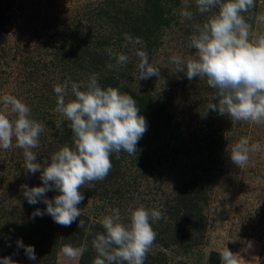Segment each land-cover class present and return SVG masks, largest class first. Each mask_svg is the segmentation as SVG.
Listing matches in <instances>:
<instances>
[{"label": "rangeland", "instance_id": "374dc122", "mask_svg": "<svg viewBox=\"0 0 264 264\" xmlns=\"http://www.w3.org/2000/svg\"><path fill=\"white\" fill-rule=\"evenodd\" d=\"M145 5V0H0V98L12 95L30 107V118L43 125L39 145L32 151L38 162H50L73 136L71 121L55 111L54 86L69 79L87 84L93 74L100 84L120 75L122 94H150L176 118L181 135L167 148L168 157L151 166L133 161L138 152L133 156L113 153L111 157L123 159L115 167L119 170L112 169L105 179L81 187L86 192L81 205L84 217L77 223L85 222L84 245L92 223L101 226L114 209H119L120 222L128 224L131 212L144 207L162 214L152 225L156 236L145 264H221L220 253L227 248L237 264H264V121H236L208 110V104L218 103L217 90L207 84L206 77L188 80L170 59L179 56L186 62L195 58L190 38L198 35L197 26H203L219 8L201 14L196 0H172L167 6L171 10L169 25L155 32L158 41L151 48L142 30L132 36L142 38L143 45L129 44L122 32L125 16L118 18L115 13L135 17ZM185 9L192 13L190 18L181 16ZM242 15L251 26L249 41L264 37V0H254V6ZM100 41L102 49L127 55V63L110 69L108 65L115 66L116 60L108 53V60L101 63L90 59L87 45ZM137 49L146 52L150 64L160 70L159 76L140 80ZM71 100L74 95L69 84L65 102ZM0 112L16 119L2 99ZM241 138H247L249 146L258 143L260 148L250 152L247 163L238 168L230 153ZM15 143L14 137L12 147L0 149V258L11 257L14 264L83 263L84 253L69 258L59 248L66 226L49 215L33 220L32 213L46 205H29L22 186H42L40 172H26L23 149ZM159 146H164L162 140ZM195 175L202 177L199 190L191 192L203 196L199 201L202 227L195 232L194 226H187L192 232L184 240L183 234H175L176 220L184 214L188 218L179 196ZM46 195L52 199L59 192ZM21 239L35 247L36 261L17 247L16 241ZM54 248L58 249L56 260L50 258Z\"/></svg>", "mask_w": 264, "mask_h": 264}, {"label": "clouds", "instance_id": "9594fccd", "mask_svg": "<svg viewBox=\"0 0 264 264\" xmlns=\"http://www.w3.org/2000/svg\"><path fill=\"white\" fill-rule=\"evenodd\" d=\"M196 5L201 14L217 7L219 11L203 26H197L198 35L190 38V47L196 50L195 58L185 62L179 56H172L171 62L188 80L206 77L207 84L217 90L218 103L208 104V110L236 121H264V37L250 42L251 26L242 15L254 6V0H196ZM181 16L190 18L192 13L185 9ZM124 39L129 44L143 45L140 37L126 33ZM106 51L116 60L115 66L108 65L110 69L127 63V55H114L110 48ZM135 55L140 58L137 66L140 80L160 75V70L150 64L145 51L137 49ZM69 84L75 99L66 103ZM54 93L57 96L55 111L71 121L74 147L61 148L51 156L50 162L48 159L38 162L32 149L39 145L43 125L30 118V107L19 98L4 95L0 99L6 107L10 106L16 119L10 120L0 112V149L12 147L15 137V146L23 149L26 172L33 175L40 172L42 186H22L29 205H46L44 210L36 209L32 213L33 220L49 215L55 223L67 227L81 216L79 205L85 197L80 188L85 183L107 177L113 153L135 155L148 124L139 114L140 109L132 96L122 94L117 88H102L95 74L87 84L70 79L62 85L57 84ZM259 148L258 143L249 146V140L241 138L233 146L230 160L236 167L243 168L249 153ZM49 191L59 192V195L48 199ZM113 212L102 219L104 231L92 240L97 253L93 264H145L146 254L156 236L152 225L162 218L161 212L139 207L131 212L128 224L120 222L119 209ZM78 226L83 228V221L80 220ZM16 244L28 259L36 261L34 246L25 245L22 239ZM61 251L66 257L76 258L87 249L65 245ZM220 259L221 264H237L235 255L228 248L220 253ZM0 264H14V261L11 257H3Z\"/></svg>", "mask_w": 264, "mask_h": 264}, {"label": "trees", "instance_id": "16d2710c", "mask_svg": "<svg viewBox=\"0 0 264 264\" xmlns=\"http://www.w3.org/2000/svg\"><path fill=\"white\" fill-rule=\"evenodd\" d=\"M172 0H145V8L142 10V12L135 17L129 16L130 13L123 14L121 11H115L116 16L118 18H122L123 16L124 19H121V24H122V32L124 35L130 34L134 35L136 30H142L143 33L146 36V40L148 41L149 46L152 48L155 45H157V38L155 32H157L159 29H162L163 26L169 25V21L167 19V15L170 14L171 10H168L167 6L168 4L171 3ZM122 16V17H121ZM120 21V19H119ZM140 31V32H142ZM118 41H121L118 39ZM86 43H84L85 46ZM104 44L103 41H100V43H93V44H88L87 45V50L91 51L88 52V55L90 59H92L94 62L101 63L104 60H108L106 58L107 51L105 49L101 48V45ZM78 48V45H77ZM86 58V56H83ZM92 61V62H93ZM81 62V61H80ZM119 77L120 75H114L110 76L108 79H104L100 81L101 87L102 88H107V87H113L119 88ZM85 90V89H81ZM128 95L132 96L134 100L136 101L137 107L140 109V115H143L146 118L147 124H148V130L144 134L143 138L138 142L137 145V156L133 161L137 160H142L143 163L141 166H145L147 164L148 166H151L154 161L158 162V160H162L166 157H168L167 153V148L171 144L172 141L177 140L180 138V130H181V125L176 121V118L172 117L170 115V112L168 110L161 106L160 103L157 101L155 102L153 100V97L149 95H136L134 93H129ZM75 99V97H74ZM153 133H156V137H154ZM164 139V140H163ZM67 143L68 147L72 148L74 147L73 145V136L70 138H67ZM162 140L164 143V146H159V141ZM112 169L117 170L115 168L117 165H121L122 160L119 158H115V156L110 157ZM121 167V166H120ZM119 170V169H118ZM117 170V171H118ZM109 171V173H110ZM116 171V172H117ZM108 173V175H109ZM107 175V176H108ZM202 181L201 175H195L192 177L190 183H189V188L183 189L182 195H180V201H181V206H183L182 209H185L188 213L186 214L188 216L185 217L184 215L181 216L176 220V227H175V234L176 236H181L185 237L183 238L184 240L187 239L186 237L188 236V233H191L192 231H188L187 226H194L193 229H195V232L197 230L201 229L202 225L200 222V216L202 214L201 207L199 205V201L203 199L202 194H194L192 195L191 192H197L200 187V183ZM187 189H191L190 192L187 193ZM80 191L82 194L86 195V192H84V188H80ZM85 200V199H84ZM81 204L79 207L81 208ZM179 205V207H181ZM81 216L84 217V215L81 214ZM177 217V216H176ZM81 218V217H80ZM77 218V220L71 225L67 226V232L65 236L63 237L62 243L59 245V248L62 249L65 245H72L73 247H85L87 249L86 252H84L83 256V263L81 264H93V260L95 259L97 253L92 247V240L95 238L97 233H103L104 229L102 226L96 225L95 223H92L94 227L91 228L88 233H91L87 236L88 241L87 245H84V235L82 228H80L77 223V221L80 219ZM76 224V225H75ZM85 225V222H84ZM69 227V230H68ZM97 228V229H96ZM187 235V236H186ZM57 248H54V253L50 258L53 257L56 260V255H57ZM49 258V259H50Z\"/></svg>", "mask_w": 264, "mask_h": 264}]
</instances>
